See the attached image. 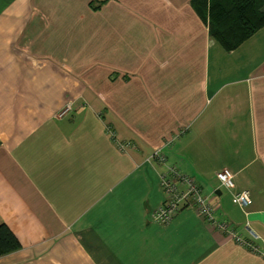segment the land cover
Masks as SVG:
<instances>
[{
	"label": "crops",
	"instance_id": "obj_1",
	"mask_svg": "<svg viewBox=\"0 0 264 264\" xmlns=\"http://www.w3.org/2000/svg\"><path fill=\"white\" fill-rule=\"evenodd\" d=\"M171 165L249 246L153 220ZM1 223L0 264H264V27L227 51L192 0H0Z\"/></svg>",
	"mask_w": 264,
	"mask_h": 264
},
{
	"label": "built area",
	"instance_id": "obj_2",
	"mask_svg": "<svg viewBox=\"0 0 264 264\" xmlns=\"http://www.w3.org/2000/svg\"><path fill=\"white\" fill-rule=\"evenodd\" d=\"M119 146H121L122 149L130 146L135 147L134 144L129 142H121ZM151 159L163 163L166 162V156L161 149L155 150L151 155ZM217 177L223 187L232 191V201L236 205L243 208L252 202L249 191L233 192L235 188V174L230 169L224 168L219 171ZM160 184L164 192V201L152 212L154 221L161 224H168L180 210L192 206L197 210L200 216L217 230L231 235L244 246L250 245L249 242L236 232L235 227L229 220L217 215L216 202H213L212 197L204 193L201 185L192 176L183 173L175 166H166V169L160 175ZM250 231L253 232V236L257 238V234L254 233L253 230ZM252 246L254 251L261 252L259 246L253 244Z\"/></svg>",
	"mask_w": 264,
	"mask_h": 264
},
{
	"label": "trees",
	"instance_id": "obj_3",
	"mask_svg": "<svg viewBox=\"0 0 264 264\" xmlns=\"http://www.w3.org/2000/svg\"><path fill=\"white\" fill-rule=\"evenodd\" d=\"M195 10L208 24L212 39L227 51L238 48L264 27V0H192ZM98 8V6H94ZM22 244L6 224H0V256Z\"/></svg>",
	"mask_w": 264,
	"mask_h": 264
},
{
	"label": "rangeland",
	"instance_id": "obj_4",
	"mask_svg": "<svg viewBox=\"0 0 264 264\" xmlns=\"http://www.w3.org/2000/svg\"><path fill=\"white\" fill-rule=\"evenodd\" d=\"M237 241V240H236ZM238 242V241H237Z\"/></svg>",
	"mask_w": 264,
	"mask_h": 264
}]
</instances>
